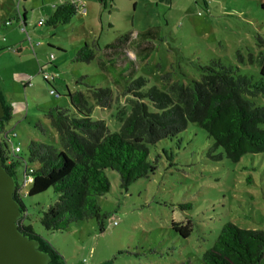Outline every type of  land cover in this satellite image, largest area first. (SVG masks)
Masks as SVG:
<instances>
[{
    "label": "rangeland",
    "instance_id": "obj_1",
    "mask_svg": "<svg viewBox=\"0 0 264 264\" xmlns=\"http://www.w3.org/2000/svg\"><path fill=\"white\" fill-rule=\"evenodd\" d=\"M20 1L10 0L8 8H0V93L13 108L6 129L17 133L13 141L20 144L19 155L27 160L32 139L59 145L46 112L57 106L72 109L67 89L83 91L92 105V118L103 119L110 131H116L136 100L124 93L131 80L142 76L146 87L157 85L166 91L173 82L189 86L201 78L199 67L212 61L257 79L264 57L259 39H264V0H210L208 9L201 0H174L173 9L162 0L158 8L138 9L133 32L151 28L157 30L155 36L143 41L131 35L122 53L113 56L114 65L99 52L91 62H76L86 38L78 19L59 28L39 26L44 14L40 6ZM24 6L26 26L19 15ZM8 16L12 25L5 26ZM106 21L102 31L92 26L100 46L130 34L128 17L115 15L113 29ZM12 28L18 31L5 33ZM41 71L56 72L60 81L48 83ZM166 73L169 76L163 78ZM86 85L109 87L110 107L97 105ZM250 98L264 105L262 95ZM150 108L154 109L151 104ZM39 122L43 130L37 127ZM220 153L222 149H213L204 129L189 123L176 138L149 147V158L158 160L156 170L127 189L120 186L118 173L108 169L111 188L99 198L102 212L109 215L103 230L95 218L73 222L60 232L46 230L40 217L56 202L57 194L49 188L28 196L30 181H23L22 164L18 191L29 214L23 222L31 223L57 250L62 264H202L203 252L226 222L264 230V152L246 154L238 162ZM173 222L188 225L190 235L183 237Z\"/></svg>",
    "mask_w": 264,
    "mask_h": 264
},
{
    "label": "trees",
    "instance_id": "obj_2",
    "mask_svg": "<svg viewBox=\"0 0 264 264\" xmlns=\"http://www.w3.org/2000/svg\"><path fill=\"white\" fill-rule=\"evenodd\" d=\"M209 1L201 0L206 9ZM77 14L75 3L63 2L55 6L45 23L54 27L65 25ZM259 39L264 46V39ZM99 50L97 40L85 42L77 51L75 61L91 62ZM199 68V80L189 86L173 82L167 91L157 85L146 87L147 81L142 76L128 82L124 93H131L136 100L116 131H110L103 119L92 118L93 108L83 91L67 89L72 109L57 106L46 112L58 134L59 145L32 139L27 146L28 160L9 148L6 124L13 114L0 93L4 105V115L0 119V156L16 181L14 196L21 204L22 213L19 228L40 242V249L50 255L52 264H62L57 250L34 231L31 223L23 222L29 214L18 191L17 179L22 164L23 181H30L28 196L49 188L57 194L56 202L42 211L40 217L46 230L64 231L73 222L91 218H95L103 230V220L109 215L102 212L99 198L111 188L107 170L118 173L124 189L148 177L156 170L158 161L149 158V147L163 139L176 138L189 123L204 129L213 141V149L221 148L220 155L233 162L246 154L264 152V105H257L250 98L264 97V57L257 79L235 73L231 66L220 61ZM167 76L168 73L162 75L163 78ZM86 87L97 105L110 107L109 87ZM37 127L43 130L41 122ZM29 162L35 167H29ZM173 227L183 237L190 235L188 225L173 222ZM263 260L264 230L241 227L231 221L222 226L212 246L202 254V264H261Z\"/></svg>",
    "mask_w": 264,
    "mask_h": 264
},
{
    "label": "crops",
    "instance_id": "obj_3",
    "mask_svg": "<svg viewBox=\"0 0 264 264\" xmlns=\"http://www.w3.org/2000/svg\"><path fill=\"white\" fill-rule=\"evenodd\" d=\"M23 1L25 2V5L27 3L32 4L31 1H34L38 6H40L41 10L44 13L42 14V18H44L45 20H47V18L52 14L56 5L63 3V2L75 3L76 6L78 7V14L69 23L65 25L74 23L73 21L75 19H78L79 25L82 28L86 36V38L83 41L84 43L85 42L89 43V40L93 41L97 37V31L92 26H96L97 28L99 27L102 31L103 24H104L103 21L107 20L106 22L109 28L113 29V27L115 26V24L113 23V19L115 15L120 14L125 17H128L130 19L129 23L131 25L130 34L128 33L126 35H121L119 38H116L114 41H111L109 43H104L103 47L100 46V50L98 51L99 53L102 54V56H105L108 58L111 65H114V62H115L114 57H117L120 53H122V50H123L122 47L125 44V42L130 41L131 35L135 34L136 37H138L139 39L143 41H147V37L155 36L153 35V33L156 32L157 30L151 29V28L146 29L141 32H133V26H134V20H135L134 14L136 13V11L142 8H145L146 10L149 6L150 8L148 9L158 8L162 4L161 3L162 0H146V1L144 0H21L20 2H23ZM1 2L5 3L6 7L2 6ZM166 2L168 3V7L170 9H173L174 0H166ZM9 5H11L10 0H0V8H8ZM19 15L22 18L24 26H26V21H27L26 7L24 8V11L21 12ZM4 20L6 21L4 24L5 26L12 25V22L9 16L8 18H4ZM39 26H42V25H39ZM54 28H59V26L54 27ZM12 31H18V29L17 28L8 29L6 30L5 33L9 34ZM58 48H61V47L58 46ZM60 50L62 51V49ZM17 51L21 52L22 48L17 47ZM62 52H64V50ZM96 56H97V53H96ZM53 67L55 70L57 68V64H55ZM56 74L57 73L54 72V75H55L54 79H56L57 81H60ZM26 87L27 86H24V88ZM12 111H13V108H12Z\"/></svg>",
    "mask_w": 264,
    "mask_h": 264
},
{
    "label": "water",
    "instance_id": "obj_4",
    "mask_svg": "<svg viewBox=\"0 0 264 264\" xmlns=\"http://www.w3.org/2000/svg\"><path fill=\"white\" fill-rule=\"evenodd\" d=\"M4 105L0 97V119ZM15 178L9 174L0 156V264H52L40 242L19 228L21 204L14 196Z\"/></svg>",
    "mask_w": 264,
    "mask_h": 264
},
{
    "label": "built area",
    "instance_id": "obj_5",
    "mask_svg": "<svg viewBox=\"0 0 264 264\" xmlns=\"http://www.w3.org/2000/svg\"><path fill=\"white\" fill-rule=\"evenodd\" d=\"M45 19L44 18H41L40 20H39V22H38V25H43L44 23H45ZM7 23H9V22H7ZM54 57V55L53 54H50V59H52ZM42 70V69H41ZM42 73H43V76H44V79L46 80V81H50L51 79H54V77H55V75L54 74H50V73H46V72H43V71H41ZM50 93L51 94H55V95H58V93L54 90V89H51L50 90ZM7 134V139H8V142L9 143H11V152L12 153H14V154H19L21 151H22V148H21V146H20V144L18 143V144H16V143H14V141H13V139L15 138V137H17V133L16 132H9L8 131V133H6ZM24 181H27V180H24Z\"/></svg>",
    "mask_w": 264,
    "mask_h": 264
}]
</instances>
